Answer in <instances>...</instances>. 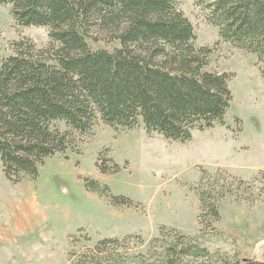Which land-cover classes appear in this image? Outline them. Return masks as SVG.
Returning a JSON list of instances; mask_svg holds the SVG:
<instances>
[{"label": "trees", "instance_id": "trees-1", "mask_svg": "<svg viewBox=\"0 0 264 264\" xmlns=\"http://www.w3.org/2000/svg\"><path fill=\"white\" fill-rule=\"evenodd\" d=\"M195 2L206 11L207 22L218 29L221 41L256 56L264 78V0ZM0 4L11 7L19 25L47 28L51 41L43 49L22 39L12 45V55L0 56V158L10 182L37 178L50 157L68 158L72 138L93 134L98 121L117 131L142 125L149 134L181 143L191 141L194 131L225 121L233 101L234 74L211 68L212 49L196 46L194 26L176 1L0 0ZM60 122L66 123L65 131L57 128ZM101 162L97 165L102 174L120 170L112 158L103 157ZM110 163L112 168L107 167ZM226 179L219 176L220 183L215 181L221 191L204 181L195 188L203 235L222 232L221 202L233 194L222 181ZM85 182L88 190L107 194L117 206L134 205L127 197L112 196L95 180ZM244 183L264 201V171L252 183L239 181L238 189ZM76 243H81L78 237L72 243L70 264H264L231 260L169 226L160 228L146 252L139 250L145 245L141 235L100 239L80 249Z\"/></svg>", "mask_w": 264, "mask_h": 264}, {"label": "rangeland", "instance_id": "rangeland-1", "mask_svg": "<svg viewBox=\"0 0 264 264\" xmlns=\"http://www.w3.org/2000/svg\"><path fill=\"white\" fill-rule=\"evenodd\" d=\"M174 1L194 26L196 46L212 49L211 68L234 74L225 121L194 131L186 143L149 134L142 125L117 131L98 121L93 134L72 138L68 158H48L37 178L26 176L18 184L6 178L0 158V264H70L74 237L80 249L100 239L141 235L145 245L139 250L146 252L163 226L199 238L231 260L264 261V201L246 183L238 189L239 181L252 183L264 171V78L256 56L221 41L195 0ZM22 39L43 49L51 44L47 28L19 25L11 7L0 4V56L12 55V45ZM60 123L57 128L65 131ZM103 157L112 158L119 172L102 174L97 164ZM219 176L233 194L221 202L222 232L203 235L195 188L204 181L221 191ZM87 179L131 199L133 207L88 190Z\"/></svg>", "mask_w": 264, "mask_h": 264}]
</instances>
